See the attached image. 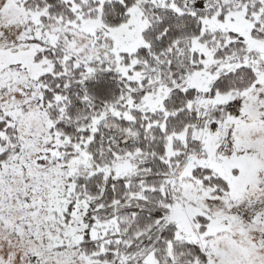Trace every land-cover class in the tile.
Instances as JSON below:
<instances>
[{
  "label": "snow or ice",
  "instance_id": "6c2138e0",
  "mask_svg": "<svg viewBox=\"0 0 264 264\" xmlns=\"http://www.w3.org/2000/svg\"><path fill=\"white\" fill-rule=\"evenodd\" d=\"M0 264H264V0H0Z\"/></svg>",
  "mask_w": 264,
  "mask_h": 264
}]
</instances>
